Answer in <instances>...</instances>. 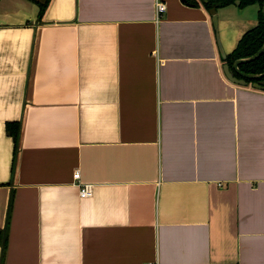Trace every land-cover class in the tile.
Here are the masks:
<instances>
[{
  "label": "crops",
  "instance_id": "crops-1",
  "mask_svg": "<svg viewBox=\"0 0 264 264\" xmlns=\"http://www.w3.org/2000/svg\"><path fill=\"white\" fill-rule=\"evenodd\" d=\"M40 1L0 0V264H264V90L220 52L259 7Z\"/></svg>",
  "mask_w": 264,
  "mask_h": 264
},
{
  "label": "trees",
  "instance_id": "trees-1",
  "mask_svg": "<svg viewBox=\"0 0 264 264\" xmlns=\"http://www.w3.org/2000/svg\"><path fill=\"white\" fill-rule=\"evenodd\" d=\"M200 1V2H199ZM185 4L193 7H198L199 4H202L205 10L209 11L211 9L218 10V8H224L228 6L238 5L239 8L249 7L250 5H257L259 7V17L258 25L247 32L240 39L236 45L235 51L228 55L223 62L229 65L230 70L235 63V60L238 59H247L256 54L264 44V22H263V13L262 7L264 0H185ZM39 12L37 19L41 20L44 12L46 11L49 0H44L43 2L37 3ZM239 69L242 73L246 75H261L264 74V54L258 59L251 61V63L243 64L239 66ZM234 74V73H233ZM235 78H239L238 75L234 74ZM249 85L257 83L260 87L264 88V78L257 80H246ZM5 131L7 135L13 140L14 149L17 147L18 137L20 135V123L12 122L6 124Z\"/></svg>",
  "mask_w": 264,
  "mask_h": 264
},
{
  "label": "water",
  "instance_id": "water-1",
  "mask_svg": "<svg viewBox=\"0 0 264 264\" xmlns=\"http://www.w3.org/2000/svg\"><path fill=\"white\" fill-rule=\"evenodd\" d=\"M183 2H185V0H182ZM263 13V22H264V3H263V7H262V11ZM209 14L212 17V24H213V28L216 30V26H217V14H216V10L215 9H211L209 10ZM220 52H221V57L224 60L226 58L225 54L223 53L221 47H220ZM264 54V44L263 47L253 56H251L250 58L247 59H238L235 60V63L232 67V71L229 68V65L225 64L223 66V74L225 76V78H227V80L232 83L233 85H238V86H247L248 83L246 82V80H257V79H261L264 78V74L261 75H246L244 73H242L239 69L240 65L243 64H248L251 63V61H254L256 59H258L260 56H262ZM238 75L239 78H235L234 74ZM252 87L255 89H259V90H264V88L260 87L257 83H253Z\"/></svg>",
  "mask_w": 264,
  "mask_h": 264
},
{
  "label": "built area",
  "instance_id": "built-area-1",
  "mask_svg": "<svg viewBox=\"0 0 264 264\" xmlns=\"http://www.w3.org/2000/svg\"><path fill=\"white\" fill-rule=\"evenodd\" d=\"M166 11V6L163 2L157 0L156 4H155V13L156 16L159 18L162 17V14H164ZM79 178V172L77 171L74 175H73V179H75L76 181ZM92 194V187L90 185H82L79 188V195L81 198H87L90 197Z\"/></svg>",
  "mask_w": 264,
  "mask_h": 264
},
{
  "label": "rangeland",
  "instance_id": "rangeland-1",
  "mask_svg": "<svg viewBox=\"0 0 264 264\" xmlns=\"http://www.w3.org/2000/svg\"><path fill=\"white\" fill-rule=\"evenodd\" d=\"M41 2V1H40ZM200 2V1H199Z\"/></svg>",
  "mask_w": 264,
  "mask_h": 264
}]
</instances>
